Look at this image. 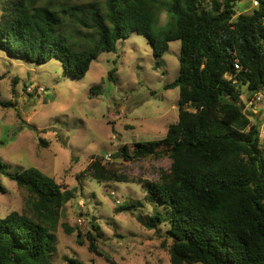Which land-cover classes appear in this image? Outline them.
I'll list each match as a JSON object with an SVG mask.
<instances>
[{
  "label": "trees",
  "instance_id": "trees-1",
  "mask_svg": "<svg viewBox=\"0 0 264 264\" xmlns=\"http://www.w3.org/2000/svg\"><path fill=\"white\" fill-rule=\"evenodd\" d=\"M238 1L104 0L66 6L58 0H0V49L33 63L55 58L75 78L86 74L100 52L114 51L125 35L143 36L157 57L171 41L180 42L178 76L165 85L178 88L177 121L164 137L134 142L131 149L124 144L113 154L140 159L168 153L169 170L143 182L145 198L156 210L138 219L166 238L162 245L169 241L170 264H264L262 121L252 120L243 98L253 104L264 91V0H249L248 12L236 7ZM163 11L167 20L160 25ZM90 89L95 93L101 85ZM0 106L13 103L0 100ZM86 171L99 181L127 180L98 156ZM0 173L27 193L26 210L0 216V264H52L59 212L73 190L36 167L10 172L1 159ZM136 207L128 202L118 209ZM65 227L68 233L77 230L83 245L80 230ZM85 236L89 250L101 255L96 223L91 221ZM66 262L85 264L74 257Z\"/></svg>",
  "mask_w": 264,
  "mask_h": 264
},
{
  "label": "rangeland",
  "instance_id": "rangeland-1",
  "mask_svg": "<svg viewBox=\"0 0 264 264\" xmlns=\"http://www.w3.org/2000/svg\"><path fill=\"white\" fill-rule=\"evenodd\" d=\"M58 1L81 6L104 0ZM236 7L247 12L252 8L249 0L238 1ZM159 18L163 25L166 12ZM64 19L74 27L73 20ZM179 49L180 42L171 41L169 49L157 57L143 36L128 34L117 40L114 51L100 52L81 78L65 72L55 58L33 63L0 49V100L13 103L0 106V159L10 172L36 167L73 190V197L59 212L52 264H67L70 257L85 264H110L105 256L117 264H170L169 241L162 245L166 238L138 219L156 210L145 198L143 182L157 180L169 170L168 153L159 151L140 159L113 154L124 144L131 149L134 142L164 137L169 124L177 121L179 91L165 85L178 76ZM96 85L101 90L94 93L90 88ZM243 98L252 120L257 116L262 121L264 148V93L253 104ZM95 156L127 180L93 178L86 167ZM26 197L24 189L0 173V216L26 210ZM128 202L137 203L136 209H118ZM91 221L101 233L96 241L101 255L88 248L85 234ZM65 225L80 230L83 245L78 244L77 230L68 233Z\"/></svg>",
  "mask_w": 264,
  "mask_h": 264
},
{
  "label": "built area",
  "instance_id": "built-area-1",
  "mask_svg": "<svg viewBox=\"0 0 264 264\" xmlns=\"http://www.w3.org/2000/svg\"><path fill=\"white\" fill-rule=\"evenodd\" d=\"M254 4H256V1H254ZM235 67H239L238 66V64H235ZM40 90H43V88L42 87H38ZM263 93H264V91H262V92H260V93H258L257 94V96L255 97V99L257 100V99H261L262 97H263ZM111 155L110 154H108L107 156H106V158L107 159H110L109 157H110ZM78 223L79 224H83L84 223V220H82V219H78Z\"/></svg>",
  "mask_w": 264,
  "mask_h": 264
},
{
  "label": "water",
  "instance_id": "water-1",
  "mask_svg": "<svg viewBox=\"0 0 264 264\" xmlns=\"http://www.w3.org/2000/svg\"><path fill=\"white\" fill-rule=\"evenodd\" d=\"M157 155H159V153H157Z\"/></svg>",
  "mask_w": 264,
  "mask_h": 264
}]
</instances>
